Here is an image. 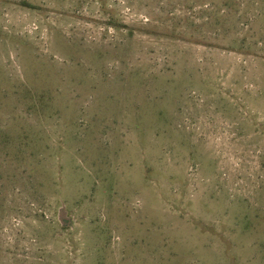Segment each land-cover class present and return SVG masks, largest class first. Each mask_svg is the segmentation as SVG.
<instances>
[{"label": "rangeland", "instance_id": "1", "mask_svg": "<svg viewBox=\"0 0 264 264\" xmlns=\"http://www.w3.org/2000/svg\"><path fill=\"white\" fill-rule=\"evenodd\" d=\"M0 264H264V0H0Z\"/></svg>", "mask_w": 264, "mask_h": 264}, {"label": "water", "instance_id": "2", "mask_svg": "<svg viewBox=\"0 0 264 264\" xmlns=\"http://www.w3.org/2000/svg\"><path fill=\"white\" fill-rule=\"evenodd\" d=\"M65 218V213L62 211L61 214H60V219H61V222H63V219ZM65 223L63 222V225Z\"/></svg>", "mask_w": 264, "mask_h": 264}, {"label": "trees", "instance_id": "3", "mask_svg": "<svg viewBox=\"0 0 264 264\" xmlns=\"http://www.w3.org/2000/svg\"><path fill=\"white\" fill-rule=\"evenodd\" d=\"M33 8V7H31ZM111 26L114 28V29H119V27L115 24V23H111Z\"/></svg>", "mask_w": 264, "mask_h": 264}]
</instances>
